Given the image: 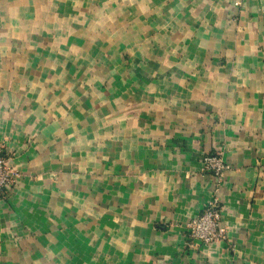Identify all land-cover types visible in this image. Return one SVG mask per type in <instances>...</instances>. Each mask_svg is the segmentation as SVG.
Here are the masks:
<instances>
[{"label": "crops", "instance_id": "1", "mask_svg": "<svg viewBox=\"0 0 264 264\" xmlns=\"http://www.w3.org/2000/svg\"><path fill=\"white\" fill-rule=\"evenodd\" d=\"M1 145L0 264H264V0H0Z\"/></svg>", "mask_w": 264, "mask_h": 264}, {"label": "built area", "instance_id": "2", "mask_svg": "<svg viewBox=\"0 0 264 264\" xmlns=\"http://www.w3.org/2000/svg\"><path fill=\"white\" fill-rule=\"evenodd\" d=\"M205 170L212 172L221 178L229 168L223 157L219 154H207L202 159ZM21 177L11 163V157L0 146V198H3L9 189L15 185ZM187 244L195 241L210 245L227 238V228L222 217V207L217 197L210 200L202 209V212L188 221L185 225Z\"/></svg>", "mask_w": 264, "mask_h": 264}]
</instances>
